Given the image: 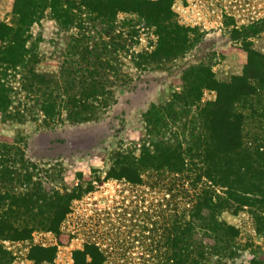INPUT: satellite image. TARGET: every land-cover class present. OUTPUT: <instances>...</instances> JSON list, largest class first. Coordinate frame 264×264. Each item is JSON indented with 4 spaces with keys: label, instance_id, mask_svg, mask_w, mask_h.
I'll list each match as a JSON object with an SVG mask.
<instances>
[{
    "label": "rangeland",
    "instance_id": "rangeland-1",
    "mask_svg": "<svg viewBox=\"0 0 264 264\" xmlns=\"http://www.w3.org/2000/svg\"><path fill=\"white\" fill-rule=\"evenodd\" d=\"M166 5L161 24L149 12H119L108 21L73 3L60 2L59 17L45 6L23 27L22 36H31L27 61L10 67L0 62V80L12 88L13 98L0 115V142L18 141L0 153L1 159L13 158L6 163L15 169V179L7 177L0 192L31 198L35 212L40 203L43 211L51 210L56 190L78 195L58 234L40 228L30 237L1 238L0 264L7 258L13 264H83V258L101 264H264V232L250 211L255 207L221 212V219L239 229L225 256L216 247L213 212L204 210L200 222L192 221L196 193L214 189L206 176L195 187L185 173L179 193L168 189V173L156 169L143 172L141 183L111 175L119 171V160L154 148L157 138L191 144V130L183 131L181 123L194 118L196 106L185 115L179 102L181 117L156 130L149 129L146 114L176 98L193 66L205 65L217 80L230 81L243 74L252 52L264 53V0ZM14 8L15 0L0 1V18L17 26ZM40 73L44 79L37 78ZM94 83L103 90L87 95ZM217 96L216 89L205 88L202 102ZM78 101L86 103L81 117L88 119L71 118L81 108L74 105ZM44 102L55 103L50 116L41 109ZM216 188L225 195V187ZM184 225L189 232L181 241Z\"/></svg>",
    "mask_w": 264,
    "mask_h": 264
},
{
    "label": "trees",
    "instance_id": "trees-1",
    "mask_svg": "<svg viewBox=\"0 0 264 264\" xmlns=\"http://www.w3.org/2000/svg\"><path fill=\"white\" fill-rule=\"evenodd\" d=\"M60 2L70 6L73 3L85 7L90 14H96L108 21H112L119 12L145 13L147 17L149 12V18L161 24V18L167 9L166 0H15L17 26L0 18V46H2L0 62L6 63L7 67L25 63L26 52L31 46L29 44L31 36L25 38L22 36L23 27L34 21L40 8L45 6L50 7L59 17L55 7ZM70 21L63 23L67 24ZM162 42L161 40L159 44H164ZM160 48L164 50V46ZM150 54H157L156 50ZM44 76L40 73L37 78L44 79ZM99 87V84H92L89 86L91 92L87 95L95 96L96 92L103 90ZM205 88L216 89L217 98L202 102ZM11 91L12 88L0 80L1 116L13 105ZM174 97L176 98L168 104L154 106L147 112L149 129L151 126H155V130L156 126H166L169 124V119L173 122L174 118L181 117V113L189 115L191 109L196 106L197 114L194 118L187 117L185 122L181 123L183 131L191 130V144L184 147L183 142L174 145L168 141L169 139L165 141L162 137L157 138L153 142L154 148L145 147L140 156H132V159L124 156L125 159L119 160V171L115 169L111 175L125 176L133 182L141 183L143 172L156 169L168 173L169 178L172 179L166 182L168 189L179 193H181V177L185 173L187 178L192 179L195 187L197 182L206 176L216 190L203 188L196 193L198 199L195 200L192 208V221L200 222L208 212L204 210L213 212L212 229L219 239L216 247L218 253L222 252L221 255L225 256L228 254L231 239L239 234V229L220 218L224 209H231L237 213L246 206L255 207L256 210L250 211L254 214L259 229L264 232V53L252 52L243 74L233 76L230 81L217 80L213 77L212 70L205 65L193 66L187 72V77L185 76L183 89L175 93ZM179 102H181V113L177 114L175 107ZM85 104L81 101L74 104L82 109L76 108L71 111V118L88 119L89 116L81 117V110L87 108ZM41 109L50 116L55 110V103L44 102ZM162 110L164 114L161 113ZM17 146L18 141L0 142V153ZM12 159V157L0 158L2 180L0 184L7 177L9 180L15 179V169L7 166L6 163ZM26 178H31V175L27 173ZM218 185L225 187V195L217 191ZM187 191L190 195L191 191ZM77 196L75 192L56 190L51 210L43 211L40 203L35 212L31 209L33 207L31 198L20 194L10 196L7 192H0V207L8 206L7 210L0 211V239L30 237L33 231L40 228L53 230L58 234L63 218L70 211L71 201ZM29 220L45 222L46 225L30 226ZM189 222L184 220L182 224L189 225ZM185 225L181 226V241L187 239L185 234L189 232ZM42 248L52 250L51 246ZM182 251H185V247H181ZM1 252L7 254L8 251L2 249ZM46 259H49V255ZM101 263L83 258V264ZM5 264H13L12 258H7Z\"/></svg>",
    "mask_w": 264,
    "mask_h": 264
}]
</instances>
